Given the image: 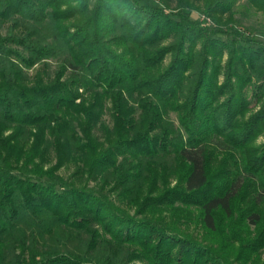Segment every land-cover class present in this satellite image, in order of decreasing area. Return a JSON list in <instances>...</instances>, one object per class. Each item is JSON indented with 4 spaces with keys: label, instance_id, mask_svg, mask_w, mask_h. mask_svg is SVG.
<instances>
[{
    "label": "trees",
    "instance_id": "1",
    "mask_svg": "<svg viewBox=\"0 0 264 264\" xmlns=\"http://www.w3.org/2000/svg\"><path fill=\"white\" fill-rule=\"evenodd\" d=\"M251 12L0 0V264H264Z\"/></svg>",
    "mask_w": 264,
    "mask_h": 264
},
{
    "label": "rangeland",
    "instance_id": "2",
    "mask_svg": "<svg viewBox=\"0 0 264 264\" xmlns=\"http://www.w3.org/2000/svg\"><path fill=\"white\" fill-rule=\"evenodd\" d=\"M151 2L155 3V4H158L159 0H151ZM193 18L195 19H201L203 20L202 17H200V14L198 13H193ZM245 25H251L253 27H255L257 30H264V13H250V16H249V19L247 21H245ZM169 61V59H167L166 63ZM247 99L249 100L250 102V106L249 108L251 110H256L257 109V104L255 102V99L252 97L251 93L249 92L248 93V96H247ZM106 119L109 120L108 116H106ZM263 139H259L258 142H262ZM64 175L65 173L62 172Z\"/></svg>",
    "mask_w": 264,
    "mask_h": 264
}]
</instances>
